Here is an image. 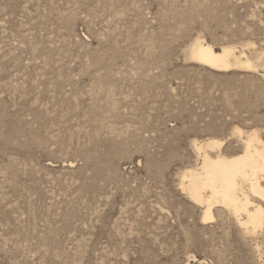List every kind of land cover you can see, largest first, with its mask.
<instances>
[{
	"label": "rangeland",
	"instance_id": "obj_1",
	"mask_svg": "<svg viewBox=\"0 0 264 264\" xmlns=\"http://www.w3.org/2000/svg\"><path fill=\"white\" fill-rule=\"evenodd\" d=\"M236 126L264 141V0H0V264H264V225L181 186Z\"/></svg>",
	"mask_w": 264,
	"mask_h": 264
},
{
	"label": "bare ground",
	"instance_id": "obj_2",
	"mask_svg": "<svg viewBox=\"0 0 264 264\" xmlns=\"http://www.w3.org/2000/svg\"><path fill=\"white\" fill-rule=\"evenodd\" d=\"M186 53L191 61L216 71L255 68L235 46L215 50L200 38L188 44ZM233 129L243 143L242 151L225 155L221 151L225 142L217 138L194 142L200 162L182 173L181 186L190 199L202 205V222L212 221V208L222 206L235 216L240 227L254 233L264 225V207L251 198L264 201V141L255 128Z\"/></svg>",
	"mask_w": 264,
	"mask_h": 264
}]
</instances>
